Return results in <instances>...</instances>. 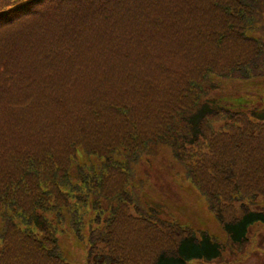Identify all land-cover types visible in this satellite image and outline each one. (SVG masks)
<instances>
[{"label": "trees", "instance_id": "16d2710c", "mask_svg": "<svg viewBox=\"0 0 264 264\" xmlns=\"http://www.w3.org/2000/svg\"><path fill=\"white\" fill-rule=\"evenodd\" d=\"M251 80H264V0L3 1L0 264H66L59 231L86 225L94 264L218 260L215 237L141 203L139 164L162 148L228 243H246L264 225V108L212 95Z\"/></svg>", "mask_w": 264, "mask_h": 264}, {"label": "rangeland", "instance_id": "374dc122", "mask_svg": "<svg viewBox=\"0 0 264 264\" xmlns=\"http://www.w3.org/2000/svg\"><path fill=\"white\" fill-rule=\"evenodd\" d=\"M3 1L0 0V4ZM25 1L14 0V4ZM219 84V89L212 97L232 110L249 112L253 108H264V80L224 81ZM96 161L95 157H86L80 149L77 150L78 164L87 165ZM139 165L136 184L142 187L141 203L149 214L177 221L183 227L207 232L222 245L224 252L218 260L201 264H264V225L255 224L246 243L230 245L224 228L208 210L205 200L190 181L184 179L182 167L172 159L167 149L162 148L157 157L146 159ZM75 166L76 163L72 166L73 177ZM253 202L258 209L264 208V197H258ZM32 230L40 237L33 227ZM88 231L86 225L81 230V239L72 236L64 228L59 231L57 238L66 264H94L89 259Z\"/></svg>", "mask_w": 264, "mask_h": 264}]
</instances>
